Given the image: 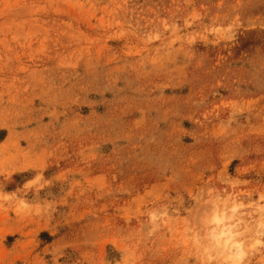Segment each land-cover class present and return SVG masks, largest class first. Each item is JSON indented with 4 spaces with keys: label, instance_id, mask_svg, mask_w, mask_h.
<instances>
[{
    "label": "rangeland",
    "instance_id": "1",
    "mask_svg": "<svg viewBox=\"0 0 264 264\" xmlns=\"http://www.w3.org/2000/svg\"><path fill=\"white\" fill-rule=\"evenodd\" d=\"M237 253L264 264V0H0V264Z\"/></svg>",
    "mask_w": 264,
    "mask_h": 264
},
{
    "label": "clouds",
    "instance_id": "2",
    "mask_svg": "<svg viewBox=\"0 0 264 264\" xmlns=\"http://www.w3.org/2000/svg\"><path fill=\"white\" fill-rule=\"evenodd\" d=\"M21 210H27L29 208V205H27L26 203H22L21 204ZM257 243H260L259 241ZM234 252H235V249H234ZM245 254L244 253H237V260H236V264H241V261L243 259V256Z\"/></svg>",
    "mask_w": 264,
    "mask_h": 264
},
{
    "label": "bare ground",
    "instance_id": "3",
    "mask_svg": "<svg viewBox=\"0 0 264 264\" xmlns=\"http://www.w3.org/2000/svg\"><path fill=\"white\" fill-rule=\"evenodd\" d=\"M213 219H214V220H213L214 222L216 221L215 223H218V221L221 220L220 218H216L215 216H214ZM219 223H220V222H219ZM217 225H218V224H217ZM217 225H215V226L217 227ZM219 225H220V224H219ZM214 228H215V227H214ZM214 231H215V230H214ZM212 234L214 235V232H213V231H212ZM215 235H216V232H215ZM234 246H235V245H234ZM234 246H233V247H234ZM231 247H232V246H231Z\"/></svg>",
    "mask_w": 264,
    "mask_h": 264
}]
</instances>
